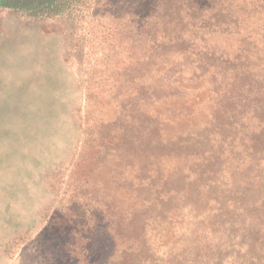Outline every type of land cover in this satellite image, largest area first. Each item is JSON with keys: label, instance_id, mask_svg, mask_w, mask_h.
<instances>
[{"label": "rangeland", "instance_id": "374dc122", "mask_svg": "<svg viewBox=\"0 0 264 264\" xmlns=\"http://www.w3.org/2000/svg\"><path fill=\"white\" fill-rule=\"evenodd\" d=\"M72 1L0 6V264H264V0Z\"/></svg>", "mask_w": 264, "mask_h": 264}, {"label": "trees", "instance_id": "16d2710c", "mask_svg": "<svg viewBox=\"0 0 264 264\" xmlns=\"http://www.w3.org/2000/svg\"><path fill=\"white\" fill-rule=\"evenodd\" d=\"M153 1L155 4L153 6L150 0L146 1V5H148L149 8L145 15V20L147 19V23L154 27L156 32H161L160 36L166 39L162 41L161 45L164 47H172L176 39V34L184 30L185 26L188 27V24L192 26L191 28H193V32L196 33V29L193 27V20H188L186 18L189 14L187 13L188 9L195 5L193 0ZM76 2L74 3L72 0H0V6L24 9L33 12L53 13L52 11L54 10L69 6V4H76ZM190 15L192 18L194 17V14ZM222 21L225 22L227 20ZM182 23H185L184 27L182 26L184 25ZM149 41H152V39ZM250 48L251 47H248V50Z\"/></svg>", "mask_w": 264, "mask_h": 264}]
</instances>
